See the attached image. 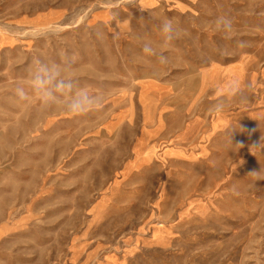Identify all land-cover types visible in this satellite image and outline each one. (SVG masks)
Segmentation results:
<instances>
[{
  "label": "rangeland",
  "instance_id": "obj_1",
  "mask_svg": "<svg viewBox=\"0 0 264 264\" xmlns=\"http://www.w3.org/2000/svg\"><path fill=\"white\" fill-rule=\"evenodd\" d=\"M166 20L182 31L161 65L142 44ZM36 57L70 58L103 110L19 101ZM232 78L246 102L213 112ZM192 122L175 158L169 136ZM261 135L264 0H0V264H264Z\"/></svg>",
  "mask_w": 264,
  "mask_h": 264
},
{
  "label": "clouds",
  "instance_id": "obj_2",
  "mask_svg": "<svg viewBox=\"0 0 264 264\" xmlns=\"http://www.w3.org/2000/svg\"><path fill=\"white\" fill-rule=\"evenodd\" d=\"M213 29L222 33L226 39H230L234 31L233 21L226 15L218 16L213 21ZM162 42L159 47L154 46L151 41H145L142 44V53L146 57H155L161 65L168 63V58L164 55L166 49L174 40L181 35V29L174 25L171 20L164 21L160 26ZM243 46V42H238ZM33 66L30 71L31 93L26 91L25 87L18 85L15 88V96L19 101H28L30 95L39 97L44 106L57 105L58 97L56 93L66 96L67 102L63 109L72 116H83L91 112L102 111L105 107L104 97L100 94L89 92L86 88L79 87L73 75V61L65 57L63 62L42 60L39 57L33 59ZM238 103H245L247 100L246 87L242 86L237 78H232L224 82L220 89V98L211 106L213 112L220 113L225 111L228 106V99ZM239 131H245L239 127ZM228 135V142L232 145L244 147L243 143H233L232 132ZM251 135V133H249ZM250 152L255 155V151L264 152V135L260 136L258 143L249 145ZM255 150V151H254ZM253 177H259L260 172L249 174Z\"/></svg>",
  "mask_w": 264,
  "mask_h": 264
},
{
  "label": "crops",
  "instance_id": "obj_3",
  "mask_svg": "<svg viewBox=\"0 0 264 264\" xmlns=\"http://www.w3.org/2000/svg\"><path fill=\"white\" fill-rule=\"evenodd\" d=\"M161 89H163L162 86H158L155 88V91H153L151 94V97H159L163 93L161 92ZM150 96V95H148ZM200 128V124L196 128L195 122H192L191 126H187L185 129H180L178 133L176 132L174 135H168L170 141L174 144V151H175V158H188L189 157V150L187 148H184L183 144H188L189 147L194 145V142L199 135L198 129ZM176 147V148H175Z\"/></svg>",
  "mask_w": 264,
  "mask_h": 264
}]
</instances>
